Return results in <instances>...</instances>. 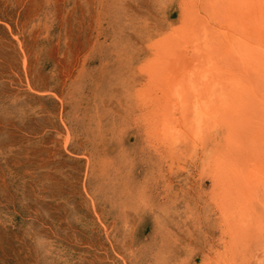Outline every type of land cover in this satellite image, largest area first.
I'll use <instances>...</instances> for the list:
<instances>
[{"label": "rangeland", "instance_id": "374dc122", "mask_svg": "<svg viewBox=\"0 0 264 264\" xmlns=\"http://www.w3.org/2000/svg\"><path fill=\"white\" fill-rule=\"evenodd\" d=\"M177 2L0 0V264H201L219 248L198 162L158 163L137 123Z\"/></svg>", "mask_w": 264, "mask_h": 264}, {"label": "bare ground", "instance_id": "6f19581e", "mask_svg": "<svg viewBox=\"0 0 264 264\" xmlns=\"http://www.w3.org/2000/svg\"><path fill=\"white\" fill-rule=\"evenodd\" d=\"M177 5L166 44L145 59L135 121L158 163L194 158L210 182L219 248L201 264H264V0Z\"/></svg>", "mask_w": 264, "mask_h": 264}]
</instances>
